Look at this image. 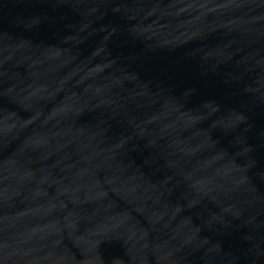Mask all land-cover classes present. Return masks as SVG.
Returning a JSON list of instances; mask_svg holds the SVG:
<instances>
[{
	"label": "water",
	"instance_id": "obj_1",
	"mask_svg": "<svg viewBox=\"0 0 264 264\" xmlns=\"http://www.w3.org/2000/svg\"><path fill=\"white\" fill-rule=\"evenodd\" d=\"M0 264H264V0H0Z\"/></svg>",
	"mask_w": 264,
	"mask_h": 264
}]
</instances>
